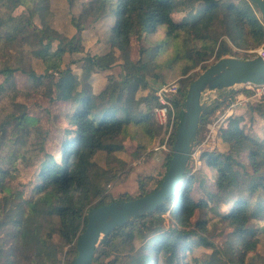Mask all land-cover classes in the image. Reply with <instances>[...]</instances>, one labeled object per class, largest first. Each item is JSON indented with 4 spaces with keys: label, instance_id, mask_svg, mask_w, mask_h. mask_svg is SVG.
<instances>
[{
    "label": "trees",
    "instance_id": "16d2710c",
    "mask_svg": "<svg viewBox=\"0 0 264 264\" xmlns=\"http://www.w3.org/2000/svg\"><path fill=\"white\" fill-rule=\"evenodd\" d=\"M19 5L27 15L13 16L11 10ZM254 6L248 0H88L78 15L71 14L70 23L77 33L67 37L51 25L50 0H0V100L8 97L5 104L10 105V112L0 117V149L9 147L6 161L20 155L29 163L34 157L14 148L16 144L22 147L32 127L41 140L50 134L16 101V72L31 75V87L49 100L55 98L69 106L59 117L62 135L52 142L51 151L37 163L28 181V196L24 189L7 184L8 176H16L13 166V172L0 167V264L73 263L87 212L113 200L132 199L126 194L118 199L106 197L103 186L115 177V171L98 164L95 155L104 152L122 167L123 161L114 153L123 149V137L133 135L137 147L145 149L147 143L136 135L141 133L150 141L161 130L153 114L154 92L135 97L139 86L147 85L146 75L161 83L164 79L156 70L186 75L210 57L215 61L232 53L229 42L243 49L261 46L264 25ZM188 7L193 9L192 20L172 19V12ZM34 16L41 26L27 30ZM86 21H102L108 49L87 54L81 62L73 60L81 64L76 73L62 61L65 53L82 52L81 30ZM160 28L162 36L140 46L134 61L130 39H145ZM25 45L30 48L25 50ZM31 58L41 60L42 73L35 72ZM116 64L123 69L121 82L109 74L106 84L94 92L92 75ZM195 77L172 99L171 150L186 91ZM219 104L214 101L202 111L193 144ZM251 108L264 118V93ZM242 121L240 115L228 116L220 128V138L228 148L203 151L202 168L192 171L187 165L179 187L160 206L115 227L99 243L92 264H156L159 260L164 264H264V254L257 251L264 242V131L262 136L250 134ZM171 150L164 159L165 169ZM195 184L202 193L198 200L191 195ZM153 190L141 187L139 196ZM195 212L202 217L192 222ZM166 219L169 225L165 228ZM219 222L231 228L225 231L221 248L206 236L208 227ZM136 239L141 242L137 248ZM200 246L211 252L194 255Z\"/></svg>",
    "mask_w": 264,
    "mask_h": 264
},
{
    "label": "rangeland",
    "instance_id": "374dc122",
    "mask_svg": "<svg viewBox=\"0 0 264 264\" xmlns=\"http://www.w3.org/2000/svg\"><path fill=\"white\" fill-rule=\"evenodd\" d=\"M50 1L52 9V16L50 19L51 25L62 35L67 37L76 34V28L70 23L71 14L78 15L82 4L88 0H74L73 4L69 3L68 0ZM254 10L256 15L260 18L255 6ZM11 13L15 17L27 15V11L23 5L15 7L11 10ZM192 15L193 9L188 7L184 10L172 12L171 17L176 22H184L192 20ZM39 26H41L40 20L37 16H34L26 29L31 30ZM163 32V29L160 28L156 33L151 34L142 40L132 37L130 39L131 58L135 61L139 57L140 46H148L149 41L154 43V41H157V39L162 36ZM224 38L226 39V37ZM53 44H55V41ZM81 44L83 45L82 52L65 53L62 61L63 66L69 64L71 69L76 73H78L81 68V64H78L76 61L81 62L83 57L87 54L103 53L108 49L105 27L102 21H86L84 23V28L81 30ZM229 45L232 46L233 52L225 56H234L238 58H248L254 55L255 50L260 47L243 49L233 47L230 42ZM29 48L30 46L28 45L24 46L25 50H28ZM9 50L14 53V48L10 47ZM212 62H214V57H210L204 63L190 70L186 75H181L178 71H171L168 69L156 70V72L160 74V78L161 76L163 77L164 81L162 83L174 81L177 83L179 90L181 86L187 85L188 80L194 78L204 70L203 65L207 66ZM31 63L35 72H43V64L40 59L31 58ZM108 75L113 80L121 82L123 69L120 65L116 64L107 71L94 73L91 77L94 92H98L106 84ZM145 79L147 85L139 86L135 93L136 98L147 95L151 91L154 92L155 88L162 84L158 78L155 79L150 74H147ZM2 80L3 77L0 75V83ZM14 80L17 88L15 89L16 93L13 90L11 91L15 93L16 101L23 103L26 107V112L38 118L37 125L46 128L50 133L48 134L47 139L41 140L42 137L38 135L37 129L32 127L31 133L29 136H26L25 143H23L22 147H20V144L15 145L14 148H18V152L24 150L25 152L32 154V156L34 155L29 163L25 162L20 155L13 156L10 160L8 159V161H6V158H8V152L6 150L9 149V147H6V149H0V167L7 168V170L13 172L11 169L13 166V170L16 173V176L11 175L6 178L7 184L12 188L24 189L25 196H28V181L33 177L37 163L44 159L47 152L51 151L52 142L55 140L58 141L59 137L62 135L60 133L61 127L59 126V117L67 111L69 106L55 98L49 100L42 91H35V88L31 87V75L26 76L20 72H16ZM263 93L264 86L245 84L229 89L212 91L204 97L208 102L207 106L214 101H217L218 103L220 102V104L214 113L209 116L208 121L200 130L195 143L192 145L190 161L188 162V166H190L192 171L202 168L203 159L201 154L203 151H223L228 148V145L220 138V128L226 124L225 122L228 116H242L243 121L241 124L245 125V130L248 133L257 134L258 136L263 135L264 118L260 117L258 113L251 108V106H254L260 99L261 94ZM8 94H10V90L8 91ZM6 99H8V97H4L0 100V117H2L7 111L10 112L8 110L10 109V105L8 107L7 104H5ZM154 118L157 122L155 114ZM159 125L161 127L160 132L150 141L146 140L141 133L136 135L140 141L147 143L145 149H139L137 147V140L133 135L125 136L121 139L123 149L115 152L114 155L123 161L124 165L122 167L117 162H114L112 158L110 159L106 157L104 152H98L95 155L94 159L98 164L105 168L112 167L115 171V177L103 186L107 198L118 199L123 194L135 198L140 195L141 187L146 188L147 191L155 188L157 181L162 178L166 170L164 167V159L166 154L171 150L169 138L173 130V126L172 128H169L167 125ZM10 133H12L11 130ZM191 195L194 200L202 198V193L197 184L194 185ZM168 213L169 210L165 211L164 215L167 217ZM198 216L202 217V213L195 212L191 219L192 222L195 221ZM168 225L169 220L166 219L165 228L168 227ZM226 227L227 226L224 225L223 222H219L217 226H209L208 228L210 231L206 232L209 241L221 248L224 245L225 231L231 229L230 227ZM146 241L148 243L147 239ZM134 244L136 248L139 247L141 244L140 239H136ZM257 251L264 254V242L258 245ZM203 252H211V249L200 246L195 248L193 254L199 255ZM113 256L114 254L105 258V262H108ZM149 264L152 263L150 262ZM156 264L164 263L159 260ZM254 264L261 263L255 261Z\"/></svg>",
    "mask_w": 264,
    "mask_h": 264
},
{
    "label": "water",
    "instance_id": "95a60500",
    "mask_svg": "<svg viewBox=\"0 0 264 264\" xmlns=\"http://www.w3.org/2000/svg\"><path fill=\"white\" fill-rule=\"evenodd\" d=\"M254 4L264 25V0H248ZM264 49V42L262 44ZM252 84L264 86V60L254 54L248 58L223 56L208 65L190 83L175 131L171 156L159 186L142 196L113 200L91 208L86 224L76 241L77 254L72 264H92L96 248L115 227L130 218L153 211L179 187L186 171L199 118L208 102L209 92Z\"/></svg>",
    "mask_w": 264,
    "mask_h": 264
},
{
    "label": "built area",
    "instance_id": "2783aa9c",
    "mask_svg": "<svg viewBox=\"0 0 264 264\" xmlns=\"http://www.w3.org/2000/svg\"><path fill=\"white\" fill-rule=\"evenodd\" d=\"M254 54L260 55L264 60V49L262 45L255 50ZM178 91V85L174 81L162 83L155 88L154 95L157 99V105L153 108V112L159 124L172 128L175 117V108L173 107L172 99L177 97Z\"/></svg>",
    "mask_w": 264,
    "mask_h": 264
}]
</instances>
